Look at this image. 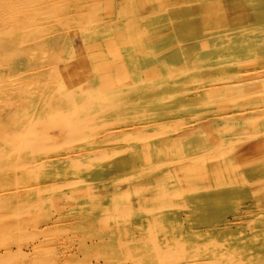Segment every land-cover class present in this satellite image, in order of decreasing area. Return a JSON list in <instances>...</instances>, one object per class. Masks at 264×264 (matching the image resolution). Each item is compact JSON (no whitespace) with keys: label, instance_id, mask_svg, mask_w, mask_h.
<instances>
[{"label":"rangeland","instance_id":"1","mask_svg":"<svg viewBox=\"0 0 264 264\" xmlns=\"http://www.w3.org/2000/svg\"><path fill=\"white\" fill-rule=\"evenodd\" d=\"M122 1L0 0V264H264V0Z\"/></svg>","mask_w":264,"mask_h":264},{"label":"bare ground","instance_id":"2","mask_svg":"<svg viewBox=\"0 0 264 264\" xmlns=\"http://www.w3.org/2000/svg\"><path fill=\"white\" fill-rule=\"evenodd\" d=\"M21 0H19V2H20ZM112 1V4H114V5H116V6H118V7H122V0H111ZM59 2V1H58ZM9 3V2H8ZM130 3H131V1H130ZM127 5V4H126ZM125 5V6H126ZM131 5V4H130ZM16 7L15 8H21V3H17L16 5H15ZM24 6V5H23ZM29 6V5H28ZM7 7V6H6ZM93 7H95L94 5H93ZM115 7V6H114ZM127 7H128V5H127ZM126 7V8H127ZM99 8V7H98ZM97 8V9H98ZM125 7H124V9H126ZM132 8V7H131ZM98 11V10H97ZM124 11V10H123ZM125 13V12H124ZM132 13V12H131ZM88 14V13H87ZM130 15V14H129ZM18 16V15H17ZM16 17V16H15ZM52 17V16H51ZM50 17V18H51ZM84 17V14H83V16H82V21H84L85 20V17ZM121 17H123V16H121ZM131 17V16H130ZM5 18V17H4ZM86 18H88V17H86ZM101 17H99L97 14H93V16H90V19H89V21H88V23H86L87 24V26L89 25L90 26V24H93L94 22H98V20L100 19ZM124 18V17H123ZM106 19V18H105ZM121 19V18H120ZM127 19V18H126ZM107 20V19H106ZM6 21V20H5ZM105 21V20H104ZM115 21V20H114ZM81 22V21H80ZM116 22V21H115ZM115 22H113V23H115ZM25 23H27V22H25ZM117 23H119V22H117ZM85 24V23H84ZM127 24H128V22H127ZM25 26V25H24ZM128 26V25H127ZM18 27H20V26H18ZM22 27V26H21ZM118 27H121L122 28V26H118ZM85 25H84V27L82 28V30H83V33L84 34H88V31H89V29L87 30V31H84L85 29ZM93 26H92V30H93ZM121 28H119L120 29V31H119V33H118V35H124V34H126V32H124L123 30L121 31ZM123 29H124V27H123ZM4 31V30H3ZM127 31V30H126ZM140 31V30H139ZM104 32H106V30H100V33H104ZM52 33V32H51ZM81 33V32H80ZM40 36V35H39ZM162 76V75H161ZM86 87V86H85ZM84 87V88H85ZM89 87V86H88ZM87 88V87H86ZM107 88H109V87H107ZM82 89H83V87H82ZM105 89V88H104ZM254 92V91H253ZM256 93V92H255ZM112 105H113V103H111ZM110 104V105H111ZM103 109V108H102ZM102 109H100V111L102 110ZM100 113V112H99ZM231 116V115H230ZM221 118V117H220ZM74 121V120H73ZM70 122H72L71 120H70ZM75 122V121H74ZM74 122H72V123H74ZM77 123H79L78 121H76ZM77 123H75V124H77ZM133 127V126H132ZM163 127V126H162ZM28 129V128H27ZM79 129H81V128H79ZM26 130V129H25ZM28 131V130H27ZM29 131H32V130H29ZM157 133V132H156ZM144 134V133H143ZM153 134V133H152ZM130 137V136H129ZM28 138V137H27ZM21 140V139H20ZM28 140V139H27ZM9 143H10V141H9ZM12 143V142H11ZM19 144H22V141L19 143ZM28 144V143H27ZM9 145V144H8ZM23 145H25V144H23ZM21 146V145H20ZM25 146H27V145H25ZM14 148H16V147H14ZM254 240V242L255 241H257V239H253ZM217 243V242H216ZM220 244V243H219ZM216 245V244H215ZM218 245V244H217ZM159 251V250H158ZM214 253H215V251H214ZM215 254H217V253H215ZM227 254H228V252H227ZM225 257H227V259H229V257L228 256H225ZM232 258H234V257H232ZM226 259V260H227ZM230 259H231V257H230ZM235 259V258H234ZM233 259V260H234ZM214 261V260H213ZM217 260H215V262H216ZM220 261V260H219ZM230 261V260H229ZM232 261V260H231ZM236 260H234V262H235ZM221 262H223V261H221ZM239 262V261H238ZM241 262V261H240ZM239 262V263H240ZM232 263H233V261H232ZM242 263V262H241ZM202 264V263H201ZM210 264V263H209ZM224 264V263H223Z\"/></svg>","mask_w":264,"mask_h":264}]
</instances>
